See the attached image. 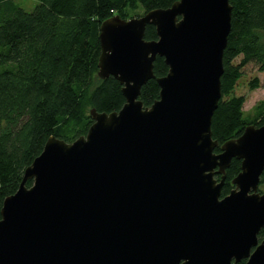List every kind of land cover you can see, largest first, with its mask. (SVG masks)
<instances>
[{
  "label": "water",
  "instance_id": "water-1",
  "mask_svg": "<svg viewBox=\"0 0 264 264\" xmlns=\"http://www.w3.org/2000/svg\"><path fill=\"white\" fill-rule=\"evenodd\" d=\"M230 21L229 0L102 21L97 75L119 81L125 102L91 108L72 142L47 138L3 200L0 264H264V122L219 152L211 131ZM147 25L157 39L144 38ZM157 56L168 72L144 107ZM233 158L240 171L221 196Z\"/></svg>",
  "mask_w": 264,
  "mask_h": 264
},
{
  "label": "trees",
  "instance_id": "trees-1",
  "mask_svg": "<svg viewBox=\"0 0 264 264\" xmlns=\"http://www.w3.org/2000/svg\"><path fill=\"white\" fill-rule=\"evenodd\" d=\"M175 1L39 0L26 10L15 0H0V210L50 135L72 142L87 133L93 122L91 108L109 113L124 104L119 81L97 75L102 21L115 15L128 19L129 11L145 13ZM229 4L231 25L222 57L221 98L211 121L212 137L218 141L215 152L247 125L264 122V99L247 117L245 98L235 93L246 65L264 71V0H229ZM144 38L157 39L153 25L146 26ZM167 72L164 59L157 56L154 78L140 89L144 107L159 98L156 78ZM248 86L258 87V78ZM240 166V160H231L221 196L234 187L232 180ZM263 183L264 170L259 186ZM31 184L32 180L25 182L27 187ZM258 238L264 239V230Z\"/></svg>",
  "mask_w": 264,
  "mask_h": 264
},
{
  "label": "rangeland",
  "instance_id": "rangeland-1",
  "mask_svg": "<svg viewBox=\"0 0 264 264\" xmlns=\"http://www.w3.org/2000/svg\"><path fill=\"white\" fill-rule=\"evenodd\" d=\"M24 9L30 10L39 0H15ZM142 10L129 11L128 19L142 15ZM243 76L238 81L236 85L235 93L244 96L245 102L243 105L244 113L247 117H250L253 112V107L258 101L264 99V71H258L253 64L246 65L243 69ZM258 78V87L251 89L248 83L253 78ZM262 192H264V183L258 187Z\"/></svg>",
  "mask_w": 264,
  "mask_h": 264
},
{
  "label": "flooded vegetation",
  "instance_id": "flooded-vegetation-1",
  "mask_svg": "<svg viewBox=\"0 0 264 264\" xmlns=\"http://www.w3.org/2000/svg\"><path fill=\"white\" fill-rule=\"evenodd\" d=\"M231 189H232V188H231ZM231 189H230V190H231Z\"/></svg>",
  "mask_w": 264,
  "mask_h": 264
}]
</instances>
